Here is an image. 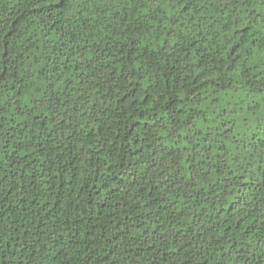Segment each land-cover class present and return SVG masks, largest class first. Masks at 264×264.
Here are the masks:
<instances>
[{
  "label": "trees",
  "instance_id": "1",
  "mask_svg": "<svg viewBox=\"0 0 264 264\" xmlns=\"http://www.w3.org/2000/svg\"><path fill=\"white\" fill-rule=\"evenodd\" d=\"M0 264H264V0H0Z\"/></svg>",
  "mask_w": 264,
  "mask_h": 264
},
{
  "label": "snow or ice",
  "instance_id": "2",
  "mask_svg": "<svg viewBox=\"0 0 264 264\" xmlns=\"http://www.w3.org/2000/svg\"><path fill=\"white\" fill-rule=\"evenodd\" d=\"M53 2H54L57 6H59V5H61V4L63 3V0H53Z\"/></svg>",
  "mask_w": 264,
  "mask_h": 264
}]
</instances>
